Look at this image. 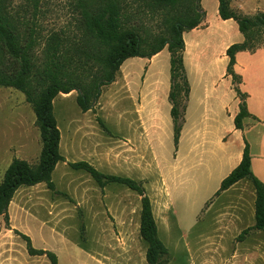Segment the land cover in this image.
<instances>
[{
  "label": "rangeland",
  "instance_id": "rangeland-1",
  "mask_svg": "<svg viewBox=\"0 0 264 264\" xmlns=\"http://www.w3.org/2000/svg\"><path fill=\"white\" fill-rule=\"evenodd\" d=\"M35 2L37 22L44 33L71 22L70 0H10L11 11L30 18ZM137 24L142 37L164 30L160 19L150 15L143 16ZM77 95L73 91L60 94L54 100V114L61 132L60 152L65 158V162L56 165L52 175L56 192L49 190L45 183L16 192L9 209L10 227L0 217V264H50L47 257L30 256L16 230L29 236L34 248L54 252L60 264H83L88 260L87 253L78 245L87 250L95 246L101 255L121 254L119 249L125 246L117 240L122 236L120 229L137 230L141 197L119 184L100 188L87 173L70 167V163L79 161H87L107 175L127 174L143 182L161 231L166 227V218L162 215L170 206V238L160 236L168 250L169 264H189L196 251L204 258L203 246L208 238L215 236L217 212L223 203L216 195L220 188L218 170L201 167L196 171V178L189 174L180 183L167 184L170 194L162 196L171 202L163 201V170L156 166L159 164L164 169L165 155L162 153L155 166L149 154L140 147L132 149L124 132L117 129L114 85L103 89L101 102L105 110L101 113L96 108L81 112ZM41 147L36 116L24 94L1 87L0 182L14 159L37 164ZM162 147L166 149L167 144Z\"/></svg>",
  "mask_w": 264,
  "mask_h": 264
},
{
  "label": "trees",
  "instance_id": "trees-1",
  "mask_svg": "<svg viewBox=\"0 0 264 264\" xmlns=\"http://www.w3.org/2000/svg\"><path fill=\"white\" fill-rule=\"evenodd\" d=\"M232 1L220 0L219 12L224 20L234 19L244 35L243 43L234 44L227 51L228 73L236 81L233 71L236 54L264 46V12L245 16L231 8ZM199 3L200 0H70L69 25L44 33L37 22V2L35 11L27 18L13 14L10 0H0V88H14L24 94L36 116L42 143L37 164L14 159L0 182V217L7 227H10L9 206L20 188L45 183L56 192L52 175L56 165L65 162L54 114L56 97L77 91L81 112L93 111L103 89L115 81L120 67L129 58H151L165 48L170 52L169 99L177 147L190 92L183 34L201 24L204 15ZM145 15L158 17L164 30L151 37L140 36L137 22ZM236 90L240 94L237 87ZM248 115L242 103L235 118L237 129L243 128L242 120ZM69 165L87 173L102 189L119 184L137 193L141 197L140 236L147 246V263L168 264V250L159 238L144 184L132 178L104 174L87 161ZM241 180L250 181L255 189V225L245 229L237 241L244 240L251 231H264V183L252 171L246 141L241 163L222 181L216 195ZM15 232L25 241L30 256H45L50 264H59L54 252L34 248L29 236Z\"/></svg>",
  "mask_w": 264,
  "mask_h": 264
},
{
  "label": "crops",
  "instance_id": "crops-1",
  "mask_svg": "<svg viewBox=\"0 0 264 264\" xmlns=\"http://www.w3.org/2000/svg\"><path fill=\"white\" fill-rule=\"evenodd\" d=\"M199 4L204 15L201 24L183 34L190 92L177 147L169 99L171 54L167 48L151 58L127 59L112 83L117 129L124 132L132 149L140 147L149 154L154 165L162 153L165 155L164 169L155 165L163 170L165 192L161 198L165 202H171L162 196L170 194L167 184L180 183L189 174L196 178L201 167L217 169L221 185L241 163L245 141L249 145L252 171L264 183V46L236 54L233 71L237 80L234 81L228 73L227 51L232 45L243 43L244 35L234 19H222L220 0H200ZM231 8L253 16L264 12V0H233ZM101 96L96 105L98 113L105 110ZM242 103L249 115L242 120L243 128L237 129L235 118ZM165 143L167 148L160 149ZM218 196L223 203L217 212L215 236L206 240L204 258L196 251L189 264H264V231L254 230L244 240H236L245 229L255 225L256 194L252 183L241 180ZM169 208L162 215L166 218L164 231L153 209L159 238L161 235L170 238ZM120 230L122 236L117 240L125 246L119 249L121 254L101 255L95 246L87 250L77 244L88 256L83 264H148L147 246L140 236V218L135 232L126 227ZM212 246L215 248L211 249Z\"/></svg>",
  "mask_w": 264,
  "mask_h": 264
}]
</instances>
